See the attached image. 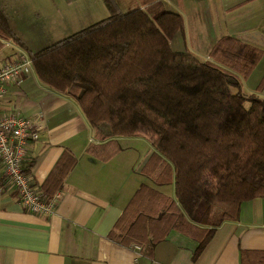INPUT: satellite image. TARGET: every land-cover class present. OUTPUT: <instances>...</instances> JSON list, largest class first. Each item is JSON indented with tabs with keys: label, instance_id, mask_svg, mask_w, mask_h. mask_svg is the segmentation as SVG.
Returning <instances> with one entry per match:
<instances>
[{
	"label": "trees",
	"instance_id": "trees-1",
	"mask_svg": "<svg viewBox=\"0 0 264 264\" xmlns=\"http://www.w3.org/2000/svg\"><path fill=\"white\" fill-rule=\"evenodd\" d=\"M101 2L105 19L34 54L0 12V40L26 52L40 84L77 105L103 142L88 146L90 156L106 163L121 151L117 138L144 139L152 152L141 176L173 186L171 199L139 185L107 238L137 246L151 261L155 246L176 231L196 243L194 260L222 223L238 219L243 202L264 200V101L244 95L238 78L262 53L223 37L209 51L212 62H200L170 50L182 20L157 1L127 13L115 0ZM73 164L67 153L58 158L38 187L47 201Z\"/></svg>",
	"mask_w": 264,
	"mask_h": 264
},
{
	"label": "crops",
	"instance_id": "crops-1",
	"mask_svg": "<svg viewBox=\"0 0 264 264\" xmlns=\"http://www.w3.org/2000/svg\"><path fill=\"white\" fill-rule=\"evenodd\" d=\"M25 1L0 0V12L10 31L34 54L22 41L19 31L47 37L41 47L56 43L51 42L55 40L54 34L51 36L48 29L40 27L44 22L42 17L46 16L44 6H51L49 0H28L29 4ZM148 1L115 0L121 11L122 7L144 11L147 8L144 3ZM155 1L165 11L181 17L182 30L173 38L179 36L183 52L175 53H188L200 62H212L209 51L223 37L260 50L262 56L250 74L238 78L244 95L264 101V82L258 88L264 78V0ZM24 6L25 12L31 9L37 17L35 23L21 21ZM52 7L58 13L55 5ZM107 16L108 13L95 20L91 15L80 22V27H88ZM20 55L26 56V52L0 40V67ZM6 114L28 120L36 118L38 122L37 139L28 143L22 160L24 167L32 162L27 174L35 185L42 184L62 153L69 154L74 164L52 197L49 214L24 211L13 189L2 190L0 264H264V200L261 199L243 202L238 219L222 223L194 260L191 257L196 243L176 231H169L155 246L151 261L135 253L131 246L110 241L108 234L139 185L173 198L172 185L154 186L140 174L152 152L149 144L141 138H117L121 151L108 162H99L86 150L103 142L94 138L77 105L40 84L31 67L7 87L0 101V117Z\"/></svg>",
	"mask_w": 264,
	"mask_h": 264
},
{
	"label": "built area",
	"instance_id": "built-area-1",
	"mask_svg": "<svg viewBox=\"0 0 264 264\" xmlns=\"http://www.w3.org/2000/svg\"><path fill=\"white\" fill-rule=\"evenodd\" d=\"M29 67V59L24 55L0 67V101L5 97L7 87ZM37 125L36 118L28 120L17 114L0 117V193L5 188L13 189L21 208L35 215L49 214L52 206L51 199L47 201L32 177L21 170L28 143L37 139ZM131 248L139 254L137 246L131 245Z\"/></svg>",
	"mask_w": 264,
	"mask_h": 264
},
{
	"label": "rangeland",
	"instance_id": "rangeland-1",
	"mask_svg": "<svg viewBox=\"0 0 264 264\" xmlns=\"http://www.w3.org/2000/svg\"><path fill=\"white\" fill-rule=\"evenodd\" d=\"M25 2L29 4L28 0ZM49 3L51 7L44 6L43 8L46 16L42 17L44 22L43 24H40V27L48 29V34L51 36L52 33L54 34L53 37L55 40L51 41L53 43L69 37V34L72 35L74 32L86 28L87 26L80 27L82 26L80 22L86 20L89 16L92 15L93 19L99 20L107 15L106 9H104L105 7L101 0H49ZM54 5L58 9V13H55L54 8L52 7ZM96 5H100L98 7L103 10L97 9ZM25 10L24 6L22 8L23 17L21 18V21L26 22L29 20L31 23H35L37 17L32 14V10L30 9L26 12ZM129 10L130 9L127 7H122L121 12L127 13ZM31 23L27 22V25L31 26ZM19 36L22 41L29 46L32 52H37L42 48H45V46L41 47L40 44H46L47 37L43 38V36H40L39 38L32 36L30 33L24 32L23 30L21 32L19 31ZM173 39V42L169 45L170 50L172 52H183L182 42H180L179 36L176 35Z\"/></svg>",
	"mask_w": 264,
	"mask_h": 264
}]
</instances>
